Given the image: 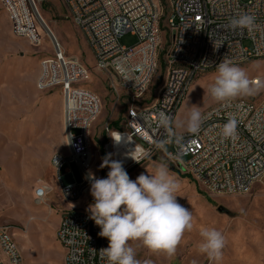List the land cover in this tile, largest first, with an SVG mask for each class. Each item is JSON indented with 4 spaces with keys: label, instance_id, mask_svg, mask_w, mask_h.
Masks as SVG:
<instances>
[{
    "label": "built area",
    "instance_id": "built-area-1",
    "mask_svg": "<svg viewBox=\"0 0 264 264\" xmlns=\"http://www.w3.org/2000/svg\"><path fill=\"white\" fill-rule=\"evenodd\" d=\"M72 19L86 38L95 67L113 76L132 100L123 132L110 133L112 142L105 149L115 157L112 137L126 135L144 149L150 158L161 154L182 167L211 194L234 195L254 185L264 187V99L229 100L207 110L198 134L180 133L174 126L177 115L193 82L204 72L213 71L222 60L232 64L264 58V0H167L171 46L165 58L166 78L156 99L149 105L143 99L158 69L161 47V0H64ZM8 14L15 38L37 44L39 27H45L35 0H0ZM241 14L254 18V26L230 27V20ZM131 33L136 45L126 48L120 39ZM250 42L251 47H245ZM55 54L41 62V89L58 88L63 100V119L69 155L56 154L51 165L57 172L59 190L66 201H77L90 194L87 173L94 166L91 129L100 116L99 98L81 84L89 79L88 69L68 59L58 42ZM172 119L168 129L158 125V114ZM235 119V138L225 139L221 130ZM163 144L164 147H159ZM166 146L172 150L168 152ZM97 151L96 153H98ZM183 158H187L183 162ZM145 159V158H144ZM143 160V159H142ZM76 164L84 175L78 182L72 171ZM48 189L37 190L39 200ZM83 210L61 216L57 239L65 251L64 264H107L99 250L107 248V238ZM0 264H24L9 229L0 227Z\"/></svg>",
    "mask_w": 264,
    "mask_h": 264
},
{
    "label": "rangeland",
    "instance_id": "rangeland-1",
    "mask_svg": "<svg viewBox=\"0 0 264 264\" xmlns=\"http://www.w3.org/2000/svg\"><path fill=\"white\" fill-rule=\"evenodd\" d=\"M35 4L45 23L44 29L39 27L41 40L37 44L14 37L11 21L0 4V59L8 57L3 59L6 63L0 61V227L9 229L24 264H63L65 251L57 239L62 211L70 209L79 200L88 206L93 197L89 194L72 202L60 194L57 172L51 160L56 154L69 155L65 128H62L61 92L54 87L44 90L39 87L41 62L54 56V43L58 42L66 58L77 60L88 69L89 79L81 87L93 92L102 106L91 129L94 151L91 172L97 178H106L109 171L107 167H99L102 158L109 154L105 149L112 142L109 132H123L126 113L133 102L113 76L95 67L86 38L73 22L71 9L64 0H35ZM161 4L158 69L143 99L146 105L155 101L167 73L165 58L172 39L168 26L170 7L167 0H161ZM136 43L137 37L131 33L120 39V44L126 48ZM245 47L250 48L251 43L245 42ZM234 65L243 68L250 80L261 85L255 94L235 100L261 102L264 99V58ZM216 75L217 69L204 72L191 85L174 122L180 133L187 132L186 121L194 107L203 115L221 103L215 101L209 91ZM44 117L51 118L46 123L47 132L35 125L37 119L43 120ZM125 136L116 133L115 137L121 140L113 141L115 157L112 152L111 159L122 161L132 180L141 173L149 175L161 163L166 164L170 174L181 183L178 202L189 209L194 218L193 230L184 234L171 258L150 251L140 241H130L139 264H264L263 186L254 185L241 194H211L182 167L161 154L145 158L141 163L135 162L127 155L132 150L131 154H135L134 149L123 142ZM166 150L170 152L172 149L166 146ZM182 161L186 162L187 158ZM71 171L78 182L84 179L76 164L71 166ZM45 188L48 194L39 200L37 190ZM219 208L225 212H220ZM202 227L216 228L224 235L226 243L221 261H210L199 253L197 246L202 239L199 235ZM0 256H3L1 250Z\"/></svg>",
    "mask_w": 264,
    "mask_h": 264
},
{
    "label": "clouds",
    "instance_id": "clouds-1",
    "mask_svg": "<svg viewBox=\"0 0 264 264\" xmlns=\"http://www.w3.org/2000/svg\"><path fill=\"white\" fill-rule=\"evenodd\" d=\"M254 18L247 14L233 17L229 24L233 29H251ZM217 66V75L209 91L217 102H227L241 96H250L259 90V84L250 80L247 72L230 61L222 60ZM204 117L193 108L186 121V130L198 134ZM158 125L166 129L172 126L171 117L160 112ZM237 122L229 119L222 127L221 134L225 139L235 138ZM119 142L121 138L112 137ZM163 148L164 145L160 144ZM133 151V150H132ZM130 156L137 163L149 153L136 149ZM109 169L106 178H97L89 171L86 178L90 182V194L93 202L88 205L89 219L93 220L101 231L99 236L109 241L107 248L99 250L107 264H139L135 249L130 241H140L144 247L154 253H163L171 258L175 255L184 234L194 228L192 212L177 200L181 189L178 178L170 174L166 164H159L154 172L141 173L135 180L120 160L111 159V154L102 158L99 166ZM202 238L197 249L210 261L219 262L223 258L225 237L216 228L202 227L199 230Z\"/></svg>",
    "mask_w": 264,
    "mask_h": 264
},
{
    "label": "crops",
    "instance_id": "crops-1",
    "mask_svg": "<svg viewBox=\"0 0 264 264\" xmlns=\"http://www.w3.org/2000/svg\"><path fill=\"white\" fill-rule=\"evenodd\" d=\"M7 59L8 57H4V56H2L1 57V59H0V61L1 62H3V64H4V62L5 61H3V59ZM19 59V58H18ZM19 62V61H18ZM6 63V62H5ZM15 63H12V65H14ZM39 77V76H38ZM20 101V99L18 98V102ZM61 102H62V108H61V115H62V117H61V119H62V128H64V119H63V100H62V96H61ZM40 109V108H39ZM17 123L19 124L20 123V113L18 112V115H17ZM51 119V118H50ZM50 119H47V117H44V119L42 120V119H37V120H39L38 122H36L35 123V125H36V127H37V129L38 128H41V129H44V131L45 132H47L48 131V127L46 126V123H49L51 120ZM44 124V125H43ZM13 130H15V128H13ZM18 131H20V127H18ZM73 165H75V164H72L71 166H73ZM71 166L70 167H66V168H63V170H62V172H66L67 170H70L71 171ZM86 196H89V195H86ZM87 208H88V206H87V203L86 202H83V200H79L78 202H77V204H74V205H72L71 206V208L70 209H67V210H63L62 211V215L65 213V212H70V211H76V210H83V211H87ZM61 215V216H62ZM61 221V217H60V219H59V222ZM65 263V253H64V256H63V264Z\"/></svg>",
    "mask_w": 264,
    "mask_h": 264
},
{
    "label": "bare ground",
    "instance_id": "bare-ground-1",
    "mask_svg": "<svg viewBox=\"0 0 264 264\" xmlns=\"http://www.w3.org/2000/svg\"><path fill=\"white\" fill-rule=\"evenodd\" d=\"M123 142L127 145L130 146L131 149H134L136 147V144L131 141L127 136H125V138L123 139ZM135 145V146H134ZM38 195V193H36V196ZM39 199V198H38Z\"/></svg>",
    "mask_w": 264,
    "mask_h": 264
},
{
    "label": "water",
    "instance_id": "water-1",
    "mask_svg": "<svg viewBox=\"0 0 264 264\" xmlns=\"http://www.w3.org/2000/svg\"><path fill=\"white\" fill-rule=\"evenodd\" d=\"M219 211L223 213V212H225V209L219 208Z\"/></svg>",
    "mask_w": 264,
    "mask_h": 264
},
{
    "label": "trees",
    "instance_id": "trees-1",
    "mask_svg": "<svg viewBox=\"0 0 264 264\" xmlns=\"http://www.w3.org/2000/svg\"><path fill=\"white\" fill-rule=\"evenodd\" d=\"M105 141H107L106 139H105ZM105 156V155H104Z\"/></svg>",
    "mask_w": 264,
    "mask_h": 264
}]
</instances>
